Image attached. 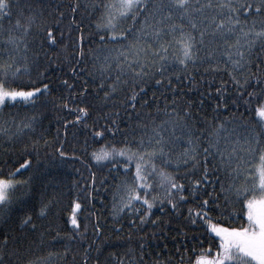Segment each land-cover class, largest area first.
<instances>
[{
    "label": "snow or ice",
    "instance_id": "snow-or-ice-1",
    "mask_svg": "<svg viewBox=\"0 0 264 264\" xmlns=\"http://www.w3.org/2000/svg\"><path fill=\"white\" fill-rule=\"evenodd\" d=\"M89 27L95 30L91 38ZM89 43L92 47L85 49ZM257 45L264 53V0H87L83 4L80 0H68L67 4L65 0H0V113L5 108L10 113L20 108L33 112L13 121L14 132L12 124L0 121V133L6 140L26 129L35 131L39 110L47 108L50 85L44 82L41 59L50 65L55 62L53 52L63 54L71 47L76 60L69 68L72 82L67 74L59 81L66 93L53 98V106L66 110L69 117L58 118L62 125L56 129L58 146L53 159L60 163L79 160L88 171L86 177L81 173L79 187L73 182L75 194L65 206L69 244L76 241L83 249L79 264H144L143 254L139 258L128 255L126 261L125 255L110 253L101 260L96 244L101 230L98 222L88 239V221L96 218V212L82 213L95 199L93 193L101 191V185L107 187L104 176L97 180L94 167L116 174L112 215L126 212L130 229L150 220L160 205L161 215L167 208L170 213L184 215L190 226L202 228L201 235L207 233L197 241L201 245L198 252L193 247L194 259L189 264H264V60L257 56L256 72L251 71ZM85 55L92 61L90 67L84 62ZM81 62L88 68L87 76L79 67ZM197 63L203 66V74H227L228 79H221L216 88L221 99L218 107H223V93L229 84L238 89L236 97L243 101L241 106L251 120L242 125L246 129L243 137L236 132L240 125L235 117L233 128L218 121L202 143L183 116L138 122L125 133L116 119H109L110 113L100 115L98 109L108 107L129 81L132 87L126 100L119 103L134 109L146 80L159 76L155 86H160L168 80L165 73L170 67L183 69L187 79L191 76L188 66ZM170 75L178 77L179 73ZM87 77L94 85L91 89ZM168 84L171 86L170 81ZM116 111L119 114V108ZM66 141L73 144L71 152L65 150ZM180 142L184 146L178 151ZM49 144L45 139L44 145ZM40 146L39 137L30 140L26 155H32L29 147ZM32 163L23 158L15 166L0 167V218L5 227L18 223L21 229L35 232L40 227L36 221L61 202L63 193L53 192L44 199L34 191L32 177H22ZM181 167L182 174L178 171ZM189 199L194 203L181 213ZM115 227L121 229L119 223ZM30 252L23 245L13 248L8 234L0 229V264H52L57 255L48 251L33 258ZM174 256L184 264L180 247ZM153 264H173V258L157 259Z\"/></svg>",
    "mask_w": 264,
    "mask_h": 264
},
{
    "label": "trees",
    "instance_id": "trees-1",
    "mask_svg": "<svg viewBox=\"0 0 264 264\" xmlns=\"http://www.w3.org/2000/svg\"><path fill=\"white\" fill-rule=\"evenodd\" d=\"M81 4L86 3L87 0H80ZM244 2V0H241ZM68 3V0H65ZM79 15V13H78ZM241 19H244L241 14ZM251 19V17H249ZM7 25V21H4ZM65 22V31L67 26ZM95 30L89 27L88 34L91 38L92 33ZM72 43V34L69 33L68 44ZM92 47L89 43L85 45V49ZM72 48L68 47L63 54H57L53 52L55 62L48 64L44 59H41L40 67L46 72L45 83H49L50 91L48 93L49 103L46 109L39 110V116L36 124L33 126L35 131L24 130L18 135H14L12 140H6L4 134L0 133V167L8 168L15 166L16 162L22 163L23 158L30 159L33 163L27 171L22 172V177H32V187L37 196L43 194L44 199H47L53 192L63 193L60 203H54L52 211L49 215L43 219H38L36 223L40 226L35 232H27L21 229L18 225L9 223V226L5 227L4 219L0 218V229H3L9 236V243L13 248L23 245L24 248H30V254L34 257L44 256L48 251L57 253L52 258V264H79L80 253L83 249L79 243L73 241L69 244L66 233L70 226L66 225V205L68 201L72 199L75 194L73 182H76V186L79 187L83 182V177L88 176L87 168L79 160L68 159L64 163H60L54 160V149L58 146L56 142V129L58 124L62 125V121L59 117H67V112L60 111L53 106V98L57 96H63L66 93V89L59 83L67 78L72 82V74L69 73V68L72 64L76 63V60L72 57ZM68 55V59L64 56ZM259 56L260 60H264V53H261L260 46L257 45L253 51V65L251 71L255 74L256 63L259 60L256 57ZM84 62H87L89 67L91 66V59L85 55ZM81 62L79 67L83 70L85 76H87L88 68L85 67V63ZM264 68V64H261ZM36 67H33V76H35ZM188 72H191V76L185 79V71L175 67H170L169 71L165 73L168 78L160 86H155V79H159V76H154L152 79L146 80L144 85V92L142 95L137 96L136 106L134 109H129L126 106H121L120 101L126 100L127 93L130 91L132 84H129L113 98L110 105L100 111V115L103 116L104 112H108L111 115L109 119H116L118 127L125 133L129 132L132 128H135L138 122L151 120L153 118L166 119L169 115L178 119L183 116L185 122H187L195 131L200 135L201 142H204L208 133L215 128L216 123H224L229 129L234 127L231 122L232 118H236V124L240 125L236 128V132L240 137L245 135L246 129L242 126L245 122L251 123L248 118V113L241 106L242 100H238L236 97L235 86L229 84L227 90L223 93L224 101L223 107H218L221 103L220 95L217 94L216 88L220 86L221 79L227 80V74H215L211 72L204 73V68L199 63L195 65H189ZM179 73V76L170 75L171 73ZM81 77V81L85 78ZM89 81V88H93L91 83V77H87ZM170 81V85L168 84ZM99 83V81H97ZM75 90V89H74ZM236 101V103H233ZM55 103H59L56 101ZM119 108V114L116 109ZM188 109V113H184V109ZM167 109H172V113H168ZM33 112L30 109H13L11 113L8 108H5L0 113V121H7L12 124V131H15V123L13 121H20L22 117L26 115H32ZM227 118V120H226ZM7 127V125H5ZM223 134L221 133V136ZM40 138V148H28V151L32 153L31 156H27L25 153V146L30 145V140ZM119 138V137H118ZM50 141L48 146L44 145V140ZM83 134L79 136V140H83ZM236 136H233V140ZM242 143V141H241ZM183 143L177 144V150L180 151L183 148ZM73 147L72 142L66 141L65 150L71 152ZM79 148L80 144H76ZM39 152V159L36 158V153ZM79 155V153H78ZM86 156V153H85ZM8 163L5 164L4 161ZM211 168V164H209ZM107 169V165H105ZM79 170V171H78ZM169 171H176L175 169H168ZM93 171L97 173V180L101 176L105 177L107 187L101 185V191L94 192L95 199L90 206H86L83 214H87L90 210H95L96 218L88 221V239L90 240L93 231L92 226L94 223L101 225V230L96 239V244L100 246V258L103 260L110 253H116L119 255H125L127 261L128 255H134L139 258L143 254L144 264H153L157 259H164L165 257H172L173 264H179L174 253H176L177 247H180V253L185 256L184 264H189L190 260L194 259L193 247L197 249L201 247L198 244V240H203L207 233L201 235L202 228H194L190 226L186 221L184 215H177L176 213H170L167 208L164 209V214L161 215L158 205L151 213V219L147 220L143 225L137 224L135 229H130L128 225L129 215L125 212L116 217L112 215V190L115 186V173H107L98 168H93ZM181 174L184 172V168L181 167L178 170ZM196 178V177H193ZM187 187V180H185ZM215 187H219L217 184ZM83 198L84 193H79ZM219 195V193H217ZM194 203L189 199L187 204H184L180 208L181 213H185L189 204ZM138 219V217H137ZM156 223L153 224L152 221ZM119 223L121 229L117 230L115 225ZM240 220H236V224H239ZM83 227V225H82ZM43 232L41 236L40 233ZM59 232L60 236L56 237V233ZM131 233V234H130ZM56 237V239H53ZM195 237V239L193 238ZM13 238H15L13 240ZM143 244V249H141ZM65 246H68V251L65 252ZM203 246H206L203 245ZM93 252H95V246H93ZM159 254V256H157ZM118 264V262H117Z\"/></svg>",
    "mask_w": 264,
    "mask_h": 264
}]
</instances>
